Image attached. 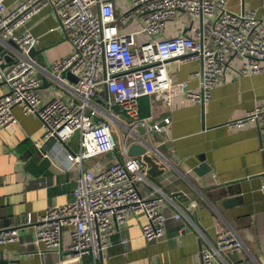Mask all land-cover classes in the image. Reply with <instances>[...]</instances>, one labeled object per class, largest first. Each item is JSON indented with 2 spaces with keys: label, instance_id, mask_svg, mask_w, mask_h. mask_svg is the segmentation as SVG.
I'll return each instance as SVG.
<instances>
[{
  "label": "built area",
  "instance_id": "obj_1",
  "mask_svg": "<svg viewBox=\"0 0 264 264\" xmlns=\"http://www.w3.org/2000/svg\"><path fill=\"white\" fill-rule=\"evenodd\" d=\"M226 2L131 0V6L116 17L113 0H20L9 12L5 11V0H0V42L6 49L0 53V81L7 85L0 94V126L16 127L12 108L17 105L41 120L43 133L38 148L51 139L65 141L78 132L81 148L77 153H67L69 161L105 151L114 154V160L98 172L80 169L70 200L48 204L36 218L27 215L20 224L0 226V243L20 240L19 225H34L35 237L21 243L41 241L46 248L61 254L63 231L69 228V254L61 258L60 264L79 263L87 253L92 254L96 264L103 248L108 246L112 217L123 221L126 212L143 216L141 229L146 240H160L164 236L168 216L161 210L160 201L166 194L157 186L146 194L141 192L140 183L147 180V161L144 153L130 154L128 148L134 142H143L144 152L157 151L150 141V132L167 126L169 117L141 116L138 98L143 94L169 96L172 84L166 62L170 58L201 60L202 67L196 72L200 89L187 91V96L198 102L207 100L211 89L221 82L230 56L239 59V74L264 71V21L255 8L236 12ZM47 4L59 16L72 50L54 59L50 66H43L28 48L38 37L28 29H16ZM261 7L264 17V0ZM180 9L200 18V25L193 26L191 34L138 42L136 31L121 33L118 29L119 24L137 17L141 31L161 34L167 21ZM5 54L10 56L6 64ZM38 68L70 89L73 97L43 100L38 90ZM65 72L76 76L74 82L66 79ZM103 88L108 96L98 101L96 97ZM112 103L118 104L127 121L109 111ZM250 121L262 128L264 138V104L227 120L226 124L241 126ZM139 126L144 127L142 132ZM260 187L264 193V181ZM172 216L178 217L179 213ZM244 247L240 234L229 230L214 242L200 246L199 262L226 264L225 253Z\"/></svg>",
  "mask_w": 264,
  "mask_h": 264
},
{
  "label": "crops",
  "instance_id": "obj_2",
  "mask_svg": "<svg viewBox=\"0 0 264 264\" xmlns=\"http://www.w3.org/2000/svg\"><path fill=\"white\" fill-rule=\"evenodd\" d=\"M20 0H5L6 12ZM116 17L131 6V0H113ZM227 7L236 12L255 8L264 21L261 0H227ZM217 14V13H216ZM200 18L184 10L167 21L161 34L141 31L137 17L119 24L122 32L136 31L137 41L156 37L191 34L199 26ZM30 30L38 41L34 58L40 65L50 66L54 59L72 50L67 32L51 4L44 5L16 30ZM264 63V60L261 61ZM239 59L230 56L221 82L210 92L204 102L191 100L188 90L199 91L202 67L200 59L170 58L166 67L171 81L169 96L143 94L139 96V114L152 115L154 119L169 117L167 126L150 132V141L157 151L150 152L155 162L147 180L141 181L140 190L146 194L157 186L166 194L160 201L161 210L168 216L164 236L148 241L142 234L141 214L126 212L123 221L112 217L108 246L103 248L96 264H200L198 251L206 242H214L223 233L234 230L242 237L245 247L224 254L226 264H264V138L262 128L250 121L241 126L226 121L244 114L247 110L264 104V71L239 74ZM41 77L38 90L43 100L60 96L73 97L72 91L53 80L38 68ZM69 82L74 79L65 76ZM7 89L0 81V94ZM108 96L103 88L96 99ZM112 103L109 111L127 121V115ZM17 118L14 129L0 126V226L20 224L27 215L36 218L48 204L70 200L80 169L98 172L114 160L113 151L84 156L69 161L67 153L80 151L79 133L65 141L51 139L38 148L43 127L34 113H25L15 105ZM124 132V130H123ZM117 151L120 152L118 148ZM160 153V154H158ZM47 155V173H33L28 160L39 161ZM226 198L233 202L225 203ZM179 213L178 217L172 216ZM20 240L0 243V264H60L69 254V228L62 235V253L46 248L37 241L22 244V240L35 237L34 225H19ZM126 238V241H122ZM221 261V260H220ZM94 264L87 253L79 263Z\"/></svg>",
  "mask_w": 264,
  "mask_h": 264
},
{
  "label": "water",
  "instance_id": "obj_3",
  "mask_svg": "<svg viewBox=\"0 0 264 264\" xmlns=\"http://www.w3.org/2000/svg\"><path fill=\"white\" fill-rule=\"evenodd\" d=\"M8 41L12 42L13 41L11 39H8ZM6 51V49L4 48L3 44L0 42V53L3 54L4 52ZM35 48L34 47H31L29 52H30V55L34 57L35 53ZM5 59H6V63H8V61L10 60V56L8 54H5ZM66 74L67 76L73 78L74 80L76 79V76L74 74H72L71 72H65L63 73V75ZM115 108H119L118 104H115L114 105ZM138 130L140 132H142L144 130V127L142 126H139L138 127ZM41 151H45V149L42 147L40 149ZM128 151L130 154H139V153H144V158L146 161L150 162L151 164V167L149 168V171H154V169L156 168V165H155V162L154 160L152 159L151 157V154L147 153V152H144L145 151V143L143 142H134L132 143L129 148H128ZM49 162V157L47 155H43L41 157V159L38 161L36 156L35 157H31L29 160H28V166L30 168V170L33 172V173H47L49 172V170L46 169L47 167V164ZM233 202V200L231 198H226L225 200V203H231Z\"/></svg>",
  "mask_w": 264,
  "mask_h": 264
}]
</instances>
